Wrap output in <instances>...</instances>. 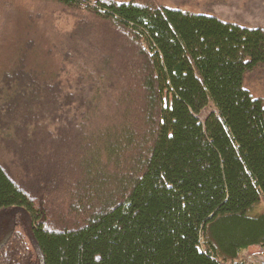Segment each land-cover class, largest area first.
<instances>
[{"label":"trees","instance_id":"trees-1","mask_svg":"<svg viewBox=\"0 0 264 264\" xmlns=\"http://www.w3.org/2000/svg\"><path fill=\"white\" fill-rule=\"evenodd\" d=\"M35 1L109 23L130 55L89 43L102 74L64 56L69 79L62 61L31 66L25 42L0 74V264H243L264 249V98L243 85L264 67V26L155 0Z\"/></svg>","mask_w":264,"mask_h":264},{"label":"rangeland","instance_id":"rangeland-1","mask_svg":"<svg viewBox=\"0 0 264 264\" xmlns=\"http://www.w3.org/2000/svg\"><path fill=\"white\" fill-rule=\"evenodd\" d=\"M155 1L163 6L194 12H211L221 18L239 20L247 25L264 26V0ZM93 2L91 0L90 3L93 4ZM81 18L82 13L79 14L74 10L61 9L35 0H0V74L12 65L18 49L25 42L31 44L29 48L31 66L43 65L44 67L46 64L47 71L52 73L63 62L69 79L74 76L75 67L72 63L66 62L64 56L70 58L74 64L82 62L77 61L79 58L87 59L84 62L89 63L91 69L96 68V71L100 69L99 61L94 60L93 55L85 54V52L90 53L84 50L85 45L89 43L88 46H97L96 48L88 47L92 52L97 50L94 55L100 54L98 51H101V54L108 52L114 58L116 57L118 63L119 60L124 61L122 55H130L127 40L121 37L120 33L114 30L109 23H103L93 17L87 18L86 21H81ZM118 46L126 50H121ZM60 47L63 48L59 50ZM49 50L52 54L49 53ZM104 77L101 75L99 82L108 88V84L105 82L106 77ZM65 78V76L61 78L64 83ZM243 85L253 96L264 98V67L247 73ZM109 99L111 100L110 96ZM165 102H169L168 97ZM109 110L110 108L106 111L109 112ZM114 123L119 125L121 118L108 120L107 128L116 125ZM263 211L264 204L261 203L254 209L253 214Z\"/></svg>","mask_w":264,"mask_h":264},{"label":"built area","instance_id":"built-area-1","mask_svg":"<svg viewBox=\"0 0 264 264\" xmlns=\"http://www.w3.org/2000/svg\"><path fill=\"white\" fill-rule=\"evenodd\" d=\"M243 264H264V249L255 247L251 250L248 248L243 254Z\"/></svg>","mask_w":264,"mask_h":264},{"label":"crops","instance_id":"crops-1","mask_svg":"<svg viewBox=\"0 0 264 264\" xmlns=\"http://www.w3.org/2000/svg\"><path fill=\"white\" fill-rule=\"evenodd\" d=\"M256 246L250 247V249L252 250V248H255Z\"/></svg>","mask_w":264,"mask_h":264}]
</instances>
